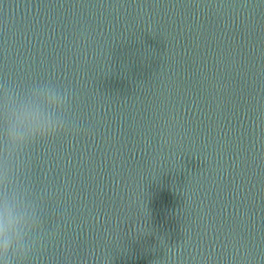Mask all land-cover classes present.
<instances>
[{"label": "water", "instance_id": "1", "mask_svg": "<svg viewBox=\"0 0 264 264\" xmlns=\"http://www.w3.org/2000/svg\"><path fill=\"white\" fill-rule=\"evenodd\" d=\"M147 264H264V0H130Z\"/></svg>", "mask_w": 264, "mask_h": 264}, {"label": "clouds", "instance_id": "2", "mask_svg": "<svg viewBox=\"0 0 264 264\" xmlns=\"http://www.w3.org/2000/svg\"><path fill=\"white\" fill-rule=\"evenodd\" d=\"M67 91L51 87H39L31 92L27 102L16 105L7 113L6 145L12 150L45 141L60 134L67 135L72 129L63 118L70 106ZM46 106L49 110H44ZM38 224L30 219L23 200L15 194H7L0 200V264H28L33 245L26 246L25 236L38 230Z\"/></svg>", "mask_w": 264, "mask_h": 264}]
</instances>
